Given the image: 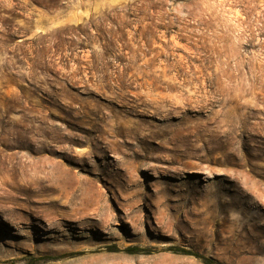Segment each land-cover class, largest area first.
I'll return each instance as SVG.
<instances>
[{"label":"rangeland","instance_id":"rangeland-1","mask_svg":"<svg viewBox=\"0 0 264 264\" xmlns=\"http://www.w3.org/2000/svg\"><path fill=\"white\" fill-rule=\"evenodd\" d=\"M171 248L264 264V0H0V264Z\"/></svg>","mask_w":264,"mask_h":264},{"label":"trees","instance_id":"trees-1","mask_svg":"<svg viewBox=\"0 0 264 264\" xmlns=\"http://www.w3.org/2000/svg\"><path fill=\"white\" fill-rule=\"evenodd\" d=\"M108 251L112 252V253H121V252H123V253L129 254V255L149 254L148 253L149 251L144 250V249H140L138 247H132V248H128V249H125V250H120L119 248H117L115 246H112V247L108 248ZM169 251H172V252H174L175 254H178V255L195 257L196 259L200 260L203 264H217L212 259L204 257V256L200 255L199 253H196V252H193V251H190V250H185V249H180V248H171V249H169ZM70 256H72V255H64L61 258H67V257H70ZM46 260H48V259L47 258L37 259V260L31 261V262H29L27 264H38L39 262H43V261H46ZM52 260H55V259H52Z\"/></svg>","mask_w":264,"mask_h":264},{"label":"bare ground","instance_id":"bare-ground-1","mask_svg":"<svg viewBox=\"0 0 264 264\" xmlns=\"http://www.w3.org/2000/svg\"><path fill=\"white\" fill-rule=\"evenodd\" d=\"M236 122H237V124H240V125H244V123H242L240 120H238V119H236L235 120ZM237 128V127H236ZM141 130H144V129H142V128H140V127H138L137 129H135V131L136 132H139V131H141ZM241 131H242V129H240ZM226 135H227V142L229 143V144H233L234 143V141H235V139L237 138V137H234V135H232V133H231V129H229L228 131H226ZM237 136V135H236ZM236 143V142H235Z\"/></svg>","mask_w":264,"mask_h":264}]
</instances>
